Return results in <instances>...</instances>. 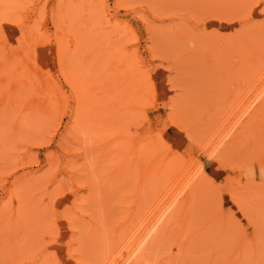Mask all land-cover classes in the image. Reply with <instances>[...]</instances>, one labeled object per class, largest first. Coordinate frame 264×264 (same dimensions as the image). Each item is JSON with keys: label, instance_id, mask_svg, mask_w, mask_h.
<instances>
[{"label": "rangeland", "instance_id": "obj_1", "mask_svg": "<svg viewBox=\"0 0 264 264\" xmlns=\"http://www.w3.org/2000/svg\"><path fill=\"white\" fill-rule=\"evenodd\" d=\"M263 90L264 0H0V264H264Z\"/></svg>", "mask_w": 264, "mask_h": 264}, {"label": "bare ground", "instance_id": "obj_2", "mask_svg": "<svg viewBox=\"0 0 264 264\" xmlns=\"http://www.w3.org/2000/svg\"><path fill=\"white\" fill-rule=\"evenodd\" d=\"M33 39V38H32ZM14 55V54H13ZM18 64V63H17ZM29 65V64H28ZM31 67V66H30ZM23 68H25V67H23ZM26 69V68H25ZM44 83V82H43ZM42 83V84H43ZM263 94H264V90H263ZM263 96V95H262ZM260 109V108H259ZM254 110V109H253ZM264 110V109H263ZM257 111V110H256ZM257 113V112H256ZM263 113V112H262ZM255 115V114H254ZM257 115V114H256ZM253 116V115H252ZM254 117V116H253ZM176 205V204H175ZM152 220V219H151ZM154 221V220H153ZM161 223V222H160ZM155 225H156V223H155ZM160 225V224H159ZM152 229H153V227H152ZM152 232V231H151ZM152 237V236H151ZM127 243V242H126ZM137 245H138V243H137ZM142 245V242H141V244H140V246ZM139 248V247H138ZM142 248V247H141ZM128 250V249H127ZM134 250V249H133ZM138 250V249H137ZM141 251H143L142 249L140 250V253H142ZM136 252V251H135ZM134 252V253H135ZM138 252V251H137ZM132 253V252H131ZM135 254H137V253H135ZM132 255V254H131ZM139 255V254H138ZM138 255H136V256H138ZM133 256H134V254H133ZM132 256V258H134ZM137 258V259H136ZM136 258H134V259H136V260H138L139 261V259H138V257H136ZM140 258V257H139ZM135 261V260H134ZM136 263H137V261H135ZM140 263V262H139Z\"/></svg>", "mask_w": 264, "mask_h": 264}]
</instances>
